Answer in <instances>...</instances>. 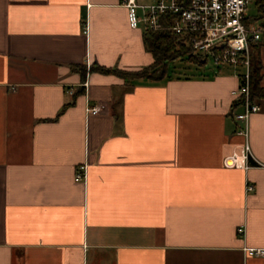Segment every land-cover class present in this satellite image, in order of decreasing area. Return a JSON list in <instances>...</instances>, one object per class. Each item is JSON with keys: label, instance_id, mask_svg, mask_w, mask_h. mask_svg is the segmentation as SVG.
I'll use <instances>...</instances> for the list:
<instances>
[{"label": "crops", "instance_id": "obj_1", "mask_svg": "<svg viewBox=\"0 0 264 264\" xmlns=\"http://www.w3.org/2000/svg\"><path fill=\"white\" fill-rule=\"evenodd\" d=\"M152 62L121 0H0V264H264V98Z\"/></svg>", "mask_w": 264, "mask_h": 264}, {"label": "built area", "instance_id": "obj_2", "mask_svg": "<svg viewBox=\"0 0 264 264\" xmlns=\"http://www.w3.org/2000/svg\"><path fill=\"white\" fill-rule=\"evenodd\" d=\"M256 0H121L127 9L129 26L146 31L166 30L179 36L193 54L211 57L216 66L227 65L236 70L238 87L231 92L242 111L234 118L241 124L237 133L247 136L248 120L260 106L251 99L250 93V49L251 41L264 37L262 21H253L247 15L250 5ZM99 106L87 109L96 114ZM252 154L244 144L240 154L233 153L226 165L243 164ZM86 165L78 166L74 180L84 182ZM248 186L247 190H251ZM242 232V228L238 229ZM263 255V249L249 250Z\"/></svg>", "mask_w": 264, "mask_h": 264}, {"label": "trees", "instance_id": "obj_3", "mask_svg": "<svg viewBox=\"0 0 264 264\" xmlns=\"http://www.w3.org/2000/svg\"><path fill=\"white\" fill-rule=\"evenodd\" d=\"M256 15L251 19L261 20L264 24V0H256L253 4ZM143 41L146 49L152 54L153 62L143 67L139 71L134 72H119L124 78H148L160 79L167 75V63L169 61L185 58L187 61L202 66L206 63V58L193 54L192 49L185 44L182 39L173 32L160 30V31H146L143 32ZM258 42L251 41L249 43L250 49V93L251 99H263L264 87L261 86V71L262 65L259 58ZM102 73H115L116 70L97 67Z\"/></svg>", "mask_w": 264, "mask_h": 264}, {"label": "rangeland", "instance_id": "obj_4", "mask_svg": "<svg viewBox=\"0 0 264 264\" xmlns=\"http://www.w3.org/2000/svg\"><path fill=\"white\" fill-rule=\"evenodd\" d=\"M247 15L252 17L256 15V10L253 5H250L247 10ZM261 21V20H253ZM216 68L211 57H208L206 63L202 66H198L194 63L187 61L185 58H179L167 63V77L171 78H185L186 76H198L203 74H209Z\"/></svg>", "mask_w": 264, "mask_h": 264}]
</instances>
